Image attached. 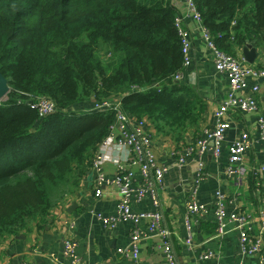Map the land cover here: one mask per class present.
Wrapping results in <instances>:
<instances>
[{
  "label": "trees",
  "instance_id": "trees-1",
  "mask_svg": "<svg viewBox=\"0 0 264 264\" xmlns=\"http://www.w3.org/2000/svg\"><path fill=\"white\" fill-rule=\"evenodd\" d=\"M216 45L261 42L264 0H194ZM172 0H0V239L46 216L93 166L116 113L76 110L121 96L123 109L178 134L206 109L174 81L183 67ZM112 58V61H108ZM45 96L58 111L41 117L19 100ZM179 137V136H178Z\"/></svg>",
  "mask_w": 264,
  "mask_h": 264
},
{
  "label": "crops",
  "instance_id": "crops-1",
  "mask_svg": "<svg viewBox=\"0 0 264 264\" xmlns=\"http://www.w3.org/2000/svg\"><path fill=\"white\" fill-rule=\"evenodd\" d=\"M173 5L183 17L188 38L194 46L190 53L192 63L184 70L181 83L195 89L202 96L206 109L199 123L180 135L178 132L160 133L151 119L142 118L146 131L153 138L157 159L170 168L165 186L159 192L160 210L163 214L161 226L172 233L173 248L181 264H195L200 252L206 248L220 252L219 256L216 255L206 264H264V257L245 259L240 248L239 231L231 228L222 238L216 237L213 207L209 216L199 219L193 226L196 251H189L184 245L189 234L185 202L198 182V159L189 157L187 167L180 168L174 152L195 142L204 128H215V112L228 96L230 88L228 76L217 73L212 53L204 45L201 27L190 15L185 2L176 0ZM252 44L257 48L258 56L253 63H247L264 67V37L259 44ZM234 50V56L246 62L243 48L235 46ZM192 73H196L193 82L190 78ZM257 101L259 107L264 108V79L261 80ZM92 106V103L80 104L76 109L89 110ZM257 119V114L243 111L230 115L232 127L226 132L222 154L218 159L212 152L204 155L202 159L205 170L199 181V199L202 203L212 205L217 191L225 193L229 212L238 210L254 216L252 227L255 233L260 229L259 215L264 212V172H259V167L264 165V143L260 139ZM243 132L250 134L251 145L240 165L239 173L231 174L228 172V147ZM106 152L111 159L104 163L103 169L106 177L112 180L117 171L115 161L123 157L125 151L109 146ZM75 171L77 184L66 198L60 200L46 216L28 223L27 228L14 234H6L0 239V264H72L64 256V241L69 236H74L78 241L83 264H165L162 239L149 230L144 220L139 224V258L134 259L121 253L120 250L133 249L134 223L123 222L114 229H108L96 216L115 213L120 199L118 188L104 185L102 196L96 197L97 170L91 165L78 167ZM136 178L140 180L138 173ZM155 209L150 197L132 204L134 212H153Z\"/></svg>",
  "mask_w": 264,
  "mask_h": 264
},
{
  "label": "built area",
  "instance_id": "built-area-1",
  "mask_svg": "<svg viewBox=\"0 0 264 264\" xmlns=\"http://www.w3.org/2000/svg\"><path fill=\"white\" fill-rule=\"evenodd\" d=\"M176 0H172V3ZM187 5L190 15L201 27L204 38V45L210 49L213 62L217 73L228 76L230 92L228 96L219 104L216 112V126L214 129L204 128L202 135L193 143L183 146L174 152L180 168L187 167L188 158L198 159L199 177L197 184L192 188L188 199L185 202L188 217L186 226L189 234L184 241V245L189 251H196L194 224L211 214V207L214 209L216 222V237L222 238L231 228L239 231L240 248L242 255L247 258L259 256L264 257V212L259 215L260 229L254 232L252 223L254 216L247 212L234 211L227 209V196L221 191L214 194L212 205L202 203L199 199V181L202 180L205 170L203 161L204 155L212 152L218 159L223 151V142L226 132L230 131L232 123L230 115L237 111L255 113L258 115L257 127L260 132V139L264 143V108L259 107L257 94L261 90V80L264 79V67H256L247 62H243L236 56L220 49L214 40L210 29L204 24L201 13L197 10L194 0H182ZM175 26L179 32L182 43L183 67L174 75V81L181 83L184 70L188 68L192 59L190 53L194 46L188 38V32L184 27V19L179 14L175 18ZM193 80L196 73L190 74ZM190 85H193L189 83ZM121 96H116L103 103H93L89 110L101 113H116L115 122L110 126L108 135L100 143L93 160V168L97 170L95 178V196L101 197L104 185H114L118 188L120 199L115 213L111 215L96 214L108 229L116 228L120 223L133 222L135 228L132 232L133 249L120 250L123 255L138 259L139 258V224L142 220L146 221L149 230L162 239V248L165 253V264H181L172 244V233L162 228L163 214L160 210L161 199L159 192L165 186V179L170 168L160 162L154 151V142L151 135L144 127V120L138 119L126 112L122 107ZM0 102H3L1 100ZM26 103L30 107L36 108L41 117H46L58 111L57 104L45 96L31 97L28 101L19 100V103ZM251 145V138L248 132H243L228 147L229 165L228 172L231 174L239 173L240 165L244 156ZM116 147L125 151L123 157L117 158L116 176L108 179L104 171V163L110 160L106 149ZM259 172H264V165L259 167ZM137 173L140 180L136 178ZM146 197L152 199L155 211L153 212H134L133 203H140ZM220 255V252L206 248L200 252L195 264H206L213 258ZM64 256L72 264H83V257L79 251L78 241L74 236H69L64 241ZM244 259V260H245ZM29 264V263H23Z\"/></svg>",
  "mask_w": 264,
  "mask_h": 264
},
{
  "label": "water",
  "instance_id": "water-1",
  "mask_svg": "<svg viewBox=\"0 0 264 264\" xmlns=\"http://www.w3.org/2000/svg\"><path fill=\"white\" fill-rule=\"evenodd\" d=\"M243 54L246 62L253 63L258 56L257 48L252 43H247L243 47ZM10 90L7 79L0 72V101L7 96Z\"/></svg>",
  "mask_w": 264,
  "mask_h": 264
},
{
  "label": "rangeland",
  "instance_id": "rangeland-1",
  "mask_svg": "<svg viewBox=\"0 0 264 264\" xmlns=\"http://www.w3.org/2000/svg\"><path fill=\"white\" fill-rule=\"evenodd\" d=\"M109 61H112V58H110L108 61H106V62H109ZM7 96H5L2 100H3V102H5V101H7ZM76 109V108H75ZM86 108H84V109H76V110H85Z\"/></svg>",
  "mask_w": 264,
  "mask_h": 264
}]
</instances>
